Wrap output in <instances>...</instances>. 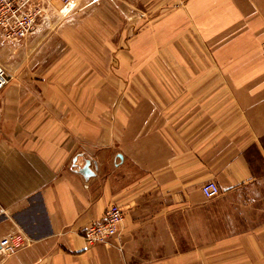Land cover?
Wrapping results in <instances>:
<instances>
[{
  "label": "crops",
  "instance_id": "0c3cea01",
  "mask_svg": "<svg viewBox=\"0 0 264 264\" xmlns=\"http://www.w3.org/2000/svg\"><path fill=\"white\" fill-rule=\"evenodd\" d=\"M52 1L30 37L0 35V241L25 242L0 264H264V0H109L143 71L123 91L92 75L108 97L56 68L71 62ZM113 204L118 234L88 244Z\"/></svg>",
  "mask_w": 264,
  "mask_h": 264
},
{
  "label": "rangeland",
  "instance_id": "374dc122",
  "mask_svg": "<svg viewBox=\"0 0 264 264\" xmlns=\"http://www.w3.org/2000/svg\"><path fill=\"white\" fill-rule=\"evenodd\" d=\"M99 1L96 4H79L76 2L71 7H64L59 1H52L51 10L53 15L47 20L46 23L50 24V28H55L53 31V38L55 41H65L69 44V62L70 65L57 66L56 68H64L62 71H66L67 68L71 73H80L87 76V80L82 82L85 83L86 88L89 89L93 84H102V89L108 90L110 81L101 82L96 81L92 78V75L98 73L102 75V79L107 74H117L118 76V88L119 90H126L128 85L123 77L129 72H142V66L136 62H129L126 64L125 57V40L128 41L130 37L136 38L138 32L130 33L128 35L121 31V27H125V22L121 23L124 16L118 14V8L115 7L114 3ZM169 4V3H167ZM174 4L168 9H172ZM103 10L104 13L94 17L95 10ZM47 18V17H46ZM45 18V19H46ZM122 18V19H120ZM117 21L119 30L113 32L112 28ZM121 25V26H120ZM125 29V28H124ZM126 35V36H125ZM132 39V38H130ZM123 40V42H121ZM110 41L112 43L110 44ZM82 42L85 46L84 49L77 47L75 43ZM141 52V50H140ZM79 53V54H77ZM87 55H86V54ZM141 55V54H140ZM95 58V59H94ZM97 63H92L93 61ZM80 62V63H77ZM152 71H158L157 66L152 67ZM103 91V96H109V92ZM107 92V93H106ZM124 93L121 92L119 96V102L125 100L123 97ZM109 114H103V117L108 118Z\"/></svg>",
  "mask_w": 264,
  "mask_h": 264
},
{
  "label": "built area",
  "instance_id": "2783aa9c",
  "mask_svg": "<svg viewBox=\"0 0 264 264\" xmlns=\"http://www.w3.org/2000/svg\"><path fill=\"white\" fill-rule=\"evenodd\" d=\"M64 7L73 6L77 0H57ZM47 8L43 0H0V35L10 42H18L30 37L38 24L46 18ZM10 84L7 70L0 64V92ZM207 199L220 194L219 186L209 181L202 187ZM124 219V209L117 204L111 205L100 222L91 224L85 230V239L90 245L109 244L119 232ZM24 239L8 236L0 241V252L6 256L16 254L23 246Z\"/></svg>",
  "mask_w": 264,
  "mask_h": 264
},
{
  "label": "water",
  "instance_id": "95a60500",
  "mask_svg": "<svg viewBox=\"0 0 264 264\" xmlns=\"http://www.w3.org/2000/svg\"><path fill=\"white\" fill-rule=\"evenodd\" d=\"M89 166H90V163L88 162L87 164H86V166L84 167V169H83V171H82V173L85 175V176H87L88 174H89Z\"/></svg>",
  "mask_w": 264,
  "mask_h": 264
}]
</instances>
